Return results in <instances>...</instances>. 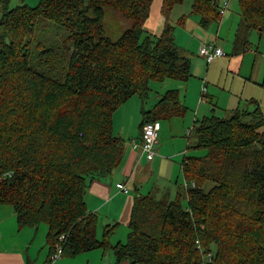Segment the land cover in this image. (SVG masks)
Here are the masks:
<instances>
[{
    "label": "trees",
    "instance_id": "obj_1",
    "mask_svg": "<svg viewBox=\"0 0 264 264\" xmlns=\"http://www.w3.org/2000/svg\"><path fill=\"white\" fill-rule=\"evenodd\" d=\"M193 2L191 15H199L202 25L220 21V0ZM152 3L40 0L4 9L0 204L13 206L20 228L48 226L51 257L60 245L64 257L112 249L116 264H264V114L257 103L255 111L205 118L192 129L197 141L188 149L208 154L185 157L187 208L182 194L171 201L137 193L126 241L111 243L116 225L97 235L98 217L86 195L93 179L123 163L126 140L114 132L115 111L135 95L146 100L152 80L186 83L192 76L170 21L185 0H162V33L143 37ZM238 4L242 22L235 46L243 51L254 30L264 35V0ZM109 8L131 21L117 38L106 31ZM48 21L70 31L61 54L41 39ZM67 56L62 81L56 61ZM179 96L178 90L164 92L153 108L143 109L142 130L149 121L183 118L187 110Z\"/></svg>",
    "mask_w": 264,
    "mask_h": 264
},
{
    "label": "crops",
    "instance_id": "obj_2",
    "mask_svg": "<svg viewBox=\"0 0 264 264\" xmlns=\"http://www.w3.org/2000/svg\"><path fill=\"white\" fill-rule=\"evenodd\" d=\"M225 14L220 21L206 27L193 17L190 44L181 47L184 55L190 57L192 76L186 83L164 80L168 87L163 84L165 93L180 92L179 98L187 114L183 118L175 117L165 125L160 121L153 160L149 161L134 149L131 140L141 137L143 109L153 108L160 99L154 105H146L147 98L143 100L135 95L115 111L114 132L126 140L123 163L111 175L93 179L86 195L89 211L98 217V237L102 238L106 225H116L111 243L126 241L137 193H152L157 198L169 196L171 201L182 194L186 200L189 186L184 179L183 163L190 154L189 145L197 141L192 136L197 123L214 116L228 118L243 109L255 111V103L264 114V35L254 30L249 35L248 48L237 51L235 43L242 14L239 9L238 14L232 12L231 4ZM203 44H216L227 54L226 58H217L208 65L199 55ZM179 180L185 184L180 188ZM118 183L126 184L129 191H122ZM47 232L45 224L20 228L13 206L0 204V264H116L114 251L101 248L53 260ZM121 264L130 262L126 260Z\"/></svg>",
    "mask_w": 264,
    "mask_h": 264
},
{
    "label": "rangeland",
    "instance_id": "obj_3",
    "mask_svg": "<svg viewBox=\"0 0 264 264\" xmlns=\"http://www.w3.org/2000/svg\"><path fill=\"white\" fill-rule=\"evenodd\" d=\"M222 3H224V0H220ZM40 0H0V18L4 12V9L16 7L21 4H28L29 6H36ZM194 4L193 0H185V3L181 7H176L172 13L171 18V24L175 27V42L178 44L180 50H182L184 45L188 46L190 43L191 34L193 33L192 30V5ZM231 4V10L232 12H236L238 14V9L240 10V6L238 4V0H232L230 2ZM162 0H153L152 6H151V14L148 19L143 23V29L144 34L143 37L146 35L147 31L155 33L157 35H160L163 31L164 27V18L162 13ZM185 17V21L187 22L186 25L180 24V19ZM200 16L197 15L196 19H199ZM49 22V21H48ZM131 21L124 18L120 12L114 10V9H107L106 11V17H105V27L107 34L112 38L119 37L125 29H127L131 23ZM51 24V25H50ZM50 26V27H49ZM49 28L47 27L44 32L41 34V39L45 42L46 46L53 47L59 54H61L65 47H64V40L66 36L70 33L67 27L63 25H57L54 21L49 22ZM3 30V29H1ZM155 31V32H154ZM188 33V35L186 34ZM181 45V46H180ZM71 51L74 50L73 47L70 49ZM69 56L67 57H61L60 60L56 61V68L58 71V76L63 81L65 78V71L63 69H60V66L68 65ZM157 82V83H154ZM172 82V81H167ZM163 84L164 81H151V90L149 92V96L147 97L146 105L152 104L154 105L155 102H157L160 99V95H163ZM168 87V85H166ZM161 122L163 125L168 124L167 119H161ZM166 122V123H165ZM116 127H118V122H115ZM192 136L195 137L194 132L192 133ZM195 141V139H193ZM189 155H195L196 157H202L208 154L207 150H189ZM179 188L180 186H184L185 184L179 180ZM176 198L173 197L172 201H175ZM183 207L187 208V201L183 198L182 199ZM46 225V224H45ZM129 230V228H128ZM101 235V234H99ZM100 238V237H99ZM64 257V256H63ZM67 258V257H66Z\"/></svg>",
    "mask_w": 264,
    "mask_h": 264
},
{
    "label": "built area",
    "instance_id": "obj_4",
    "mask_svg": "<svg viewBox=\"0 0 264 264\" xmlns=\"http://www.w3.org/2000/svg\"><path fill=\"white\" fill-rule=\"evenodd\" d=\"M230 2H232V0H227L226 2H224V5L221 6L220 9V15L222 16L221 18L225 17L226 15L225 13L230 6ZM199 55L204 57L208 65H210L212 61H214L217 58L222 59V58H226L227 56V54L216 44H212L209 46L203 44L200 47ZM203 91L205 92L206 88H204ZM160 126L161 124L159 121H149L144 124L140 139L135 138L131 140L132 147L138 150L149 161L153 160V158L156 155V144L159 138ZM118 186L122 191L126 193L129 191V188L124 183H118ZM63 238H65V235H61L60 239ZM198 249H200V247ZM201 251L203 250L201 249ZM61 255H62V247L58 245V250L56 253L53 254L52 259L55 260L61 257ZM209 258H210L209 261H212L211 255H209Z\"/></svg>",
    "mask_w": 264,
    "mask_h": 264
},
{
    "label": "clouds",
    "instance_id": "obj_5",
    "mask_svg": "<svg viewBox=\"0 0 264 264\" xmlns=\"http://www.w3.org/2000/svg\"><path fill=\"white\" fill-rule=\"evenodd\" d=\"M62 256V255H61Z\"/></svg>",
    "mask_w": 264,
    "mask_h": 264
}]
</instances>
